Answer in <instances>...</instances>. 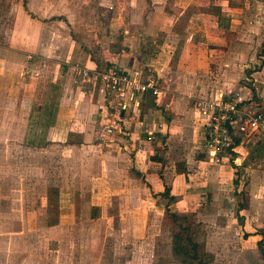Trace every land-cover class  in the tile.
I'll return each instance as SVG.
<instances>
[{
  "label": "crops",
  "instance_id": "crops-1",
  "mask_svg": "<svg viewBox=\"0 0 264 264\" xmlns=\"http://www.w3.org/2000/svg\"><path fill=\"white\" fill-rule=\"evenodd\" d=\"M214 6L218 16L228 17L222 25L210 24L200 17V11L207 13L206 9ZM227 6L222 0H140L135 12L118 21L123 27L122 34L127 33L125 26H131L136 33L123 40V48L117 47L120 53H113V45L102 47L99 62L104 67L115 65L138 75L141 80L151 76L164 91L160 101L148 92L141 94L136 112L125 118L130 135L125 139L131 141L132 151L125 145L120 146L121 142L114 143L113 139L109 143L96 140L100 118L108 111L110 94L95 75L101 70L91 60L90 47L78 36L75 41L72 39L70 21L63 18L44 22L45 16L37 11L30 9L29 15L14 6V18L4 44H0V97H4L0 108L9 107L4 114L0 111V159L8 152L10 175L11 206L7 217L4 216L7 223L18 218L23 224H19V230L35 227L37 218L49 216V200L53 197L57 206L56 224L39 229L61 231L68 225L66 221L71 224L72 219L84 214L91 218L90 209L98 206L88 205L91 197L101 202L108 198L110 202L114 198L112 190L120 191L128 182L132 166L141 174L151 176L150 185L156 186V193L161 192V180L149 171L156 165L151 160L156 154V143L146 142L147 133H161L163 128L169 141L168 151H175L177 144H185L191 152L195 147L192 144L200 143L205 120L195 112L192 102L204 96L209 87L203 80L208 65L198 63V54H201L200 59L206 60L216 57L222 65L220 70L229 72L230 68L224 65L230 63L222 61L225 56L234 51L231 56L239 57L241 45L251 46L257 35L256 30L251 29L252 21L245 22L243 17L227 13L230 11ZM112 24L108 21L106 25ZM210 42L219 43L221 47L202 49ZM152 51L156 53L149 65L142 66H147L144 71L141 61ZM190 57H195L191 64L186 60ZM74 66L87 70L90 76L78 82L73 74ZM217 90L225 92L224 88ZM52 91L57 94L52 96ZM49 107H52L50 115L44 111ZM157 117L162 118V122ZM37 119L40 129L34 131L30 123ZM32 138L38 139L39 144H26ZM137 156L140 163L134 160ZM21 161L27 166L32 163L33 172L41 177L43 189L37 206L40 215L36 210L25 209L27 195L23 187L26 181L19 177L17 167ZM31 180L33 183V178ZM1 190L0 183V194ZM79 203L84 205L83 213L77 210L82 208ZM93 213L95 217V211Z\"/></svg>",
  "mask_w": 264,
  "mask_h": 264
},
{
  "label": "rangeland",
  "instance_id": "rangeland-1",
  "mask_svg": "<svg viewBox=\"0 0 264 264\" xmlns=\"http://www.w3.org/2000/svg\"><path fill=\"white\" fill-rule=\"evenodd\" d=\"M222 2L229 5L227 13L243 17L245 22L252 21L254 26L251 29H255L257 35L251 46L247 43L241 45L239 57L231 56L232 51L221 59L225 64L230 63L224 65L226 69L230 68L229 72L220 70L222 65L216 57L206 60L200 59L201 54H198V63L208 65L203 80L209 87L204 96L194 98L192 102L195 112L203 115L205 120L200 143L192 144L195 147L191 152L185 144H177L179 147H175V151H168L167 134L161 127V133L152 131L151 135L147 134L146 142L156 143L153 157L159 159L154 168L149 169L150 174L164 179L172 200L168 202L160 197L155 192L156 186L149 183L151 176L141 174L132 166L128 171V182L120 191L112 190L114 198L110 202L108 198L101 202L91 197L88 205H98L90 209L92 215L95 211V217L87 218L84 214L79 219H72L71 224L66 221L68 225L65 224L61 231L39 229L55 218L36 217L35 227L27 228V231L19 230L22 220L17 218L7 223L5 218L11 206L8 198V152H5L0 159V264H178L170 255V238L175 230L170 214L177 216L176 223L182 227L188 225L194 241L212 256L211 264H264L256 247V242L261 240L264 250V132L252 134L248 139L237 136L240 144L229 155L226 150L232 142L230 134L228 132L227 137L220 130L212 129V110L205 105L214 102L222 93L217 89L224 88L223 101H235L240 117L249 111L253 115H261L264 125V58L258 57L264 31V0ZM139 4L140 0H0V44H4L3 39L14 18L13 7H21L29 15L31 9L45 16L44 22L63 18L69 20L72 39L75 41L78 36L90 47L91 60L101 70L96 73L109 67L123 71L115 65L104 67L99 62V56L105 45H113V53H120L117 49L124 47L123 40L135 35L134 29L125 25L127 33L122 34L123 27L118 21L135 12ZM206 10L207 13L200 11V17L210 24L222 25L224 19H228L227 16H218L215 6ZM108 21L113 24L107 26ZM125 44H128L127 40ZM206 44L202 49L221 47L216 42ZM154 53H149L140 66L149 65ZM194 58L186 60L191 64ZM142 68L146 71L147 66ZM82 69L73 67L78 82L81 76L77 70ZM88 76L89 73L81 79L86 80ZM57 87H60L59 84ZM55 94L57 91H52V96ZM2 100L3 95L0 102ZM198 103L203 105L198 106ZM8 108L3 106L0 111L4 114ZM108 111H111L110 102ZM156 119L163 120L160 117ZM234 119L237 120V117ZM38 121L30 123L34 131L40 129ZM225 129L228 130V127ZM230 130L234 135L236 130ZM112 139L132 151L130 140L116 134ZM29 141L34 142L35 139ZM6 148H9L8 145ZM198 157L201 159L198 160ZM134 160L140 163V156L134 157ZM21 162L17 167L20 169L19 177L26 181L23 187L27 195L25 209L36 210L40 215L37 206L43 189L41 177L33 172L32 163L27 166ZM244 204L246 208L241 209ZM88 205L85 204V207ZM80 207L81 211L80 208L77 210L83 213L84 205L81 203ZM6 225L9 228L6 229Z\"/></svg>",
  "mask_w": 264,
  "mask_h": 264
},
{
  "label": "built area",
  "instance_id": "built-area-1",
  "mask_svg": "<svg viewBox=\"0 0 264 264\" xmlns=\"http://www.w3.org/2000/svg\"><path fill=\"white\" fill-rule=\"evenodd\" d=\"M77 72L83 79L88 75V71L85 69L77 70ZM95 75L108 89L111 106V111H107L100 118L101 121L98 125V135L96 138L99 142L109 143L115 134L123 138L130 136L126 128L125 118L128 114L132 115L136 112L138 97L141 94L148 92L155 100H159L164 95L162 89L151 76L141 80L136 74L128 73L124 70L120 71L114 67H109L107 70L96 73ZM200 105H203V103H198V106ZM205 105L212 110V129L220 130L227 137L228 130L225 127L236 130L235 134L244 139H248L252 134L264 132L261 115H253V113L251 114L248 111L242 114L243 117H240L241 114L236 109V102L223 101L222 94H218L214 102ZM236 117L237 120L234 119ZM241 118L243 119L241 120ZM147 134L151 135V133Z\"/></svg>",
  "mask_w": 264,
  "mask_h": 264
},
{
  "label": "trees",
  "instance_id": "trees-1",
  "mask_svg": "<svg viewBox=\"0 0 264 264\" xmlns=\"http://www.w3.org/2000/svg\"><path fill=\"white\" fill-rule=\"evenodd\" d=\"M261 38H262V40L260 43V50L258 52V57L264 58V31L261 35ZM44 111H46V113L48 112V114L50 115L52 112V107H49L48 109H44ZM228 132L230 134V138H231L232 142H231L230 146L227 147L226 153L229 155H232L231 152L234 150V148L238 147L240 143H239V139H238L237 135L236 134L233 135L232 130L228 129ZM33 139H35V138H33ZM38 141H39L38 139H35L34 142H30L28 140V143H26V144H29V145L33 144V143L39 144ZM200 159H201V157H198V160H200ZM151 160L153 162H158L157 160H159V159H158V157H152ZM159 179L162 182L163 191L159 192L158 194L160 197L166 198L167 201L170 202L172 200V198L169 196V189L165 186L164 179L163 178H159ZM50 194H51V190H50ZM56 207H57L56 206V200L53 197L49 200V208L50 209H49L48 214L50 217L51 216L54 217L55 220L52 221V223H49L47 225L56 224V216H55ZM240 208L245 209L246 205L244 204ZM92 217H94V214L92 215ZM169 217L175 226V230L173 231L171 238H170V255H171V257L174 258L178 264H211L212 256L203 250L202 245H200L194 241L192 234L189 232L188 225L186 224L185 227H182L181 224L176 223L177 222V216L175 214H170ZM244 236H246V234ZM261 245H262L261 240L256 242L257 250L260 254L261 259L264 262V250H263Z\"/></svg>",
  "mask_w": 264,
  "mask_h": 264
}]
</instances>
